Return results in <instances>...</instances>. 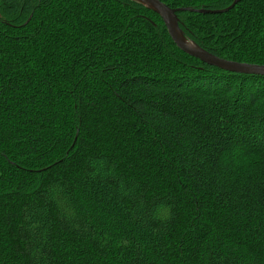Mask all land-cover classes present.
Wrapping results in <instances>:
<instances>
[{"label":"trees","instance_id":"obj_1","mask_svg":"<svg viewBox=\"0 0 264 264\" xmlns=\"http://www.w3.org/2000/svg\"><path fill=\"white\" fill-rule=\"evenodd\" d=\"M160 1L264 65V0ZM0 264H264V76L134 0H0Z\"/></svg>","mask_w":264,"mask_h":264},{"label":"water","instance_id":"obj_2","mask_svg":"<svg viewBox=\"0 0 264 264\" xmlns=\"http://www.w3.org/2000/svg\"><path fill=\"white\" fill-rule=\"evenodd\" d=\"M41 1V0H38ZM136 2H139L141 4H144L149 9L154 10L163 20L168 33L172 39V41L175 43V45L184 53L197 58L201 60L202 62L218 66L227 70L236 71L239 73H246V74H256V75H263L264 76V65H252V64H245V63H238V62H232L228 60L220 59L206 51H204L202 48H200L197 44H195L193 41L186 38L184 32L180 28L179 19H178V13L189 11L187 8H179L174 9L170 8L160 0H134ZM239 0H235L234 3L224 10L220 11H202L203 13H211V14H217V13H223L228 12L231 10ZM183 35L187 40H189L191 43L194 44L195 47L188 46L186 42L182 39L180 35Z\"/></svg>","mask_w":264,"mask_h":264},{"label":"bare ground","instance_id":"obj_3","mask_svg":"<svg viewBox=\"0 0 264 264\" xmlns=\"http://www.w3.org/2000/svg\"><path fill=\"white\" fill-rule=\"evenodd\" d=\"M182 39L186 42L188 46L195 47L193 43H191L189 40H187L182 34L180 35Z\"/></svg>","mask_w":264,"mask_h":264},{"label":"snow or ice","instance_id":"obj_4","mask_svg":"<svg viewBox=\"0 0 264 264\" xmlns=\"http://www.w3.org/2000/svg\"><path fill=\"white\" fill-rule=\"evenodd\" d=\"M253 103H255V101H253Z\"/></svg>","mask_w":264,"mask_h":264}]
</instances>
